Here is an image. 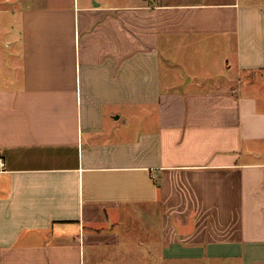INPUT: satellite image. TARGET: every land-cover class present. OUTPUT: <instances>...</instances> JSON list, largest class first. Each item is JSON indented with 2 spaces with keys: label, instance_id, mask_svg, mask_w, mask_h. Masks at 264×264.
Segmentation results:
<instances>
[{
  "label": "crops",
  "instance_id": "1",
  "mask_svg": "<svg viewBox=\"0 0 264 264\" xmlns=\"http://www.w3.org/2000/svg\"><path fill=\"white\" fill-rule=\"evenodd\" d=\"M14 11L0 264H264V0Z\"/></svg>",
  "mask_w": 264,
  "mask_h": 264
},
{
  "label": "rangeland",
  "instance_id": "2",
  "mask_svg": "<svg viewBox=\"0 0 264 264\" xmlns=\"http://www.w3.org/2000/svg\"><path fill=\"white\" fill-rule=\"evenodd\" d=\"M20 0H0V52L6 54L10 50L12 35L15 34V17L17 13L14 11L16 2ZM23 2V0H21ZM26 1V0H24ZM1 65V63H0ZM258 84L253 86L255 93L264 95V76L258 78ZM130 264H144L142 262H134Z\"/></svg>",
  "mask_w": 264,
  "mask_h": 264
},
{
  "label": "built area",
  "instance_id": "3",
  "mask_svg": "<svg viewBox=\"0 0 264 264\" xmlns=\"http://www.w3.org/2000/svg\"><path fill=\"white\" fill-rule=\"evenodd\" d=\"M4 167V162L2 159H0V169H2Z\"/></svg>",
  "mask_w": 264,
  "mask_h": 264
}]
</instances>
